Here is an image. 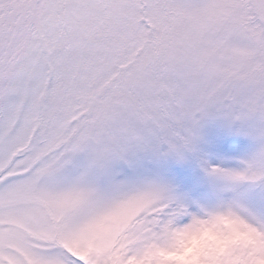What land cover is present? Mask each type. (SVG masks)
Returning a JSON list of instances; mask_svg holds the SVG:
<instances>
[{"label":"snow or ice","instance_id":"6c2138e0","mask_svg":"<svg viewBox=\"0 0 264 264\" xmlns=\"http://www.w3.org/2000/svg\"><path fill=\"white\" fill-rule=\"evenodd\" d=\"M0 264H264V0H0Z\"/></svg>","mask_w":264,"mask_h":264}]
</instances>
